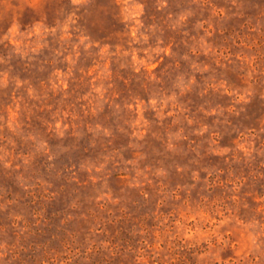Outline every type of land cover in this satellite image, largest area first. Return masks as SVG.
<instances>
[{"label":"rangeland","instance_id":"1","mask_svg":"<svg viewBox=\"0 0 264 264\" xmlns=\"http://www.w3.org/2000/svg\"><path fill=\"white\" fill-rule=\"evenodd\" d=\"M0 264H264V0H0Z\"/></svg>","mask_w":264,"mask_h":264}]
</instances>
